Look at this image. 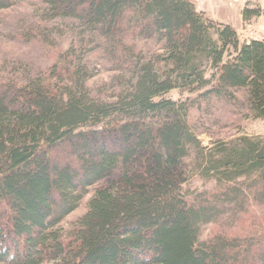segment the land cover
Wrapping results in <instances>:
<instances>
[{"label": "trees", "instance_id": "1", "mask_svg": "<svg viewBox=\"0 0 264 264\" xmlns=\"http://www.w3.org/2000/svg\"><path fill=\"white\" fill-rule=\"evenodd\" d=\"M24 1L0 0V11ZM36 1L43 20L91 34L126 81L114 102L93 100L72 47L50 69L54 84L0 79V264H264L254 241L199 243L204 225L264 203V137L205 148L188 124L201 101L240 104L237 92L264 120V40L241 43L189 0ZM141 41L159 52L145 56ZM174 90L199 95L164 98ZM187 168L214 192L188 195Z\"/></svg>", "mask_w": 264, "mask_h": 264}, {"label": "rangeland", "instance_id": "2", "mask_svg": "<svg viewBox=\"0 0 264 264\" xmlns=\"http://www.w3.org/2000/svg\"><path fill=\"white\" fill-rule=\"evenodd\" d=\"M198 12H205L215 22L219 21V11L225 6L241 43L252 39H264V9L258 0H189ZM252 13L246 20L240 17L241 7ZM220 8V9H219ZM42 7L36 0L18 2L7 10L0 11V79L4 82L22 81L35 76H43L54 84L50 69L55 64L63 66L60 55L73 48L69 57L76 64L80 59L86 66L90 78L86 83L87 92L95 101L112 103L122 91L126 79L106 55L102 44L92 43L91 34L83 33L73 21L43 20ZM217 21V22H218ZM73 42V43H72ZM137 50L145 56L159 52V45L141 41ZM67 60V61H69ZM66 62V61H65ZM58 65V66H59ZM116 67V68H115ZM186 91L174 90L164 96L172 101L186 102L196 99ZM237 102L211 100L209 106L201 101V110H190L188 124L201 147H211L217 142H229L246 136L251 139L264 137V120L248 116L243 104V92L235 93ZM206 106V107H205ZM189 165L190 160H185ZM186 174L191 179L183 186L191 197L201 193H213L212 182L201 180L191 168ZM194 174V175H193ZM115 178L102 181L87 190L80 204L60 224L68 230L87 210V203L96 191L108 186ZM215 240L254 241V250L264 247V203L247 208V212L237 218L225 215L217 223L204 225L199 233V243L209 244Z\"/></svg>", "mask_w": 264, "mask_h": 264}, {"label": "crops", "instance_id": "3", "mask_svg": "<svg viewBox=\"0 0 264 264\" xmlns=\"http://www.w3.org/2000/svg\"><path fill=\"white\" fill-rule=\"evenodd\" d=\"M260 3H261V1L260 0H258ZM225 6H223L221 9H220V13H219V15H221V16H219V21H218V19H216L217 21V23H220V24H224V25H229V26H231L233 29H234V27H233V25H232V23H231V21H232V19H231V21L229 20V14H231L232 15V13H230V12H227L228 11V9L226 8V10L227 11H225ZM242 9H243V5H242V7H241V15H240V17L242 18ZM204 14H206L205 12H204ZM210 18V17H209ZM211 19V18H210ZM211 20H213V19H211ZM242 20H243V18H242ZM214 21V20H213ZM215 22V21H214ZM235 30V29H234ZM236 31V30H235ZM261 40V39H260ZM262 41V40H261Z\"/></svg>", "mask_w": 264, "mask_h": 264}, {"label": "built area", "instance_id": "4", "mask_svg": "<svg viewBox=\"0 0 264 264\" xmlns=\"http://www.w3.org/2000/svg\"><path fill=\"white\" fill-rule=\"evenodd\" d=\"M260 1H261L260 4H262V8L264 9V0H260Z\"/></svg>", "mask_w": 264, "mask_h": 264}]
</instances>
